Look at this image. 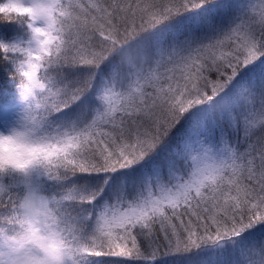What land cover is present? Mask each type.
Here are the masks:
<instances>
[{"label": "snow or ice", "instance_id": "obj_1", "mask_svg": "<svg viewBox=\"0 0 264 264\" xmlns=\"http://www.w3.org/2000/svg\"><path fill=\"white\" fill-rule=\"evenodd\" d=\"M0 21V264H264V0Z\"/></svg>", "mask_w": 264, "mask_h": 264}, {"label": "rangeland", "instance_id": "obj_2", "mask_svg": "<svg viewBox=\"0 0 264 264\" xmlns=\"http://www.w3.org/2000/svg\"><path fill=\"white\" fill-rule=\"evenodd\" d=\"M17 110L18 109L15 108L12 99L6 100L0 107V120H2L4 116L11 118L12 114Z\"/></svg>", "mask_w": 264, "mask_h": 264}, {"label": "trees", "instance_id": "obj_3", "mask_svg": "<svg viewBox=\"0 0 264 264\" xmlns=\"http://www.w3.org/2000/svg\"><path fill=\"white\" fill-rule=\"evenodd\" d=\"M0 23H4V21H0ZM8 99H12V97L8 93L7 89L0 91V107ZM162 264H183V262H178L176 260H166V261H163Z\"/></svg>", "mask_w": 264, "mask_h": 264}, {"label": "clouds", "instance_id": "obj_4", "mask_svg": "<svg viewBox=\"0 0 264 264\" xmlns=\"http://www.w3.org/2000/svg\"><path fill=\"white\" fill-rule=\"evenodd\" d=\"M10 146L7 144L0 145V153L10 154Z\"/></svg>", "mask_w": 264, "mask_h": 264}]
</instances>
